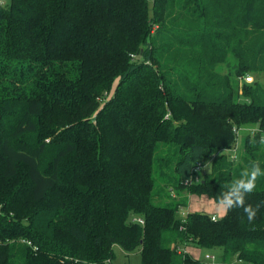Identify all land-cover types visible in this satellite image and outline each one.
Listing matches in <instances>:
<instances>
[{
	"label": "trees",
	"instance_id": "16d2710c",
	"mask_svg": "<svg viewBox=\"0 0 264 264\" xmlns=\"http://www.w3.org/2000/svg\"><path fill=\"white\" fill-rule=\"evenodd\" d=\"M230 52L239 98L217 71ZM258 72L264 0L0 5V264H112L115 245L141 264H207L185 246L264 264V175L245 193L252 221L241 207L182 216L179 198L220 203L264 171V87L244 81ZM234 128L257 130L237 160Z\"/></svg>",
	"mask_w": 264,
	"mask_h": 264
},
{
	"label": "rangeland",
	"instance_id": "374dc122",
	"mask_svg": "<svg viewBox=\"0 0 264 264\" xmlns=\"http://www.w3.org/2000/svg\"><path fill=\"white\" fill-rule=\"evenodd\" d=\"M11 0H0V5H6L10 3ZM152 0H150V3ZM237 68H238V58L230 52L228 54L227 59L219 63L217 65V71L221 74H226L230 77L232 86L235 91V97L239 98L238 92L241 91L242 82L238 76H237ZM253 76L254 81H258L263 87H264V73H253L251 74ZM241 99H243L242 96H240ZM249 129L241 130L238 135V141L235 146L234 150H228L227 153H230L232 155V158L239 159V154L243 152V137L247 133H251ZM256 131V129H255ZM254 134V131H252ZM211 165V164H210ZM210 165L206 168L205 172L210 171ZM205 172L202 174V176L205 175ZM173 195L175 196V192H173ZM179 198H186L188 201V206L181 208V214L182 216H185L186 213L191 209L192 211H203L209 214H216L218 217H222L226 212L221 208L220 203H217L213 199L208 198L207 196H199V195H193L188 194L186 192H182L179 195ZM165 200V199H164ZM191 202V204H189ZM196 248V247H195ZM186 250V247L184 248ZM191 249V248H190ZM187 247V250H190ZM115 251V257L112 260V264H141V254L139 250H135L133 252H125L119 245L114 246ZM190 254L193 255L195 258L200 259L203 262H206L207 264H214L221 261V251L220 250H207V249H191ZM213 253L215 254L216 258L215 260L207 259L206 254L207 253Z\"/></svg>",
	"mask_w": 264,
	"mask_h": 264
},
{
	"label": "clouds",
	"instance_id": "9594fccd",
	"mask_svg": "<svg viewBox=\"0 0 264 264\" xmlns=\"http://www.w3.org/2000/svg\"><path fill=\"white\" fill-rule=\"evenodd\" d=\"M262 142H264V138H262ZM261 175H264V171L258 164L254 163L250 171L245 169L241 173V178L235 180L230 189L223 193L220 199L221 208L227 212L234 207H241L244 209L247 219L252 221L256 217L257 209H254L250 204L245 205V193H251L254 190L257 178Z\"/></svg>",
	"mask_w": 264,
	"mask_h": 264
},
{
	"label": "built area",
	"instance_id": "2783aa9c",
	"mask_svg": "<svg viewBox=\"0 0 264 264\" xmlns=\"http://www.w3.org/2000/svg\"><path fill=\"white\" fill-rule=\"evenodd\" d=\"M244 81H246L247 83H252L254 80H253V76L252 75H246L244 77ZM234 131L236 132V134L239 135L240 131H241V128H234ZM254 132H256L255 130H253ZM237 144V143H236ZM235 147L232 149L234 150ZM231 151V150H230ZM217 157V154H214L212 157H210L208 160H204V161H200L198 162L194 168H193V171L191 173V176L189 178H187L185 180V184H193L195 182H198L201 180L202 178V174L205 172L206 168L208 167V165H210L213 161V159ZM217 217L215 215L212 216V219H216ZM133 221L135 222H139L140 224H145V220L143 217L141 216H134L133 217ZM31 243V242H29ZM180 250H183V251H186L184 248H180ZM206 258L207 259H211V260H215L216 256L213 255V254H209L207 253L206 255Z\"/></svg>",
	"mask_w": 264,
	"mask_h": 264
},
{
	"label": "crops",
	"instance_id": "0c3cea01",
	"mask_svg": "<svg viewBox=\"0 0 264 264\" xmlns=\"http://www.w3.org/2000/svg\"><path fill=\"white\" fill-rule=\"evenodd\" d=\"M189 204H191V202H190ZM189 211H192V210L190 209ZM212 215H215V216H216V214H212ZM217 217H218V216H217ZM185 247H186V250H187V247H188V249L191 248L192 250H193V249H194V250H195V249H198L197 247L195 248L194 246H185ZM185 247H184V248H185ZM191 249H190V250H191ZM190 250H188L187 252H189ZM189 253H190V252H189ZM209 254H213V253H209Z\"/></svg>",
	"mask_w": 264,
	"mask_h": 264
}]
</instances>
